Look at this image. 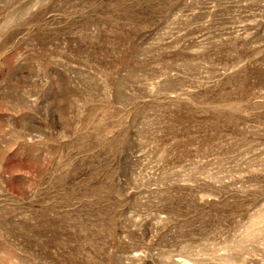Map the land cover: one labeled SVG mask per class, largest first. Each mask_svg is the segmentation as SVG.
<instances>
[{
    "label": "rangeland",
    "instance_id": "obj_1",
    "mask_svg": "<svg viewBox=\"0 0 264 264\" xmlns=\"http://www.w3.org/2000/svg\"><path fill=\"white\" fill-rule=\"evenodd\" d=\"M0 264H264V0H0Z\"/></svg>",
    "mask_w": 264,
    "mask_h": 264
}]
</instances>
